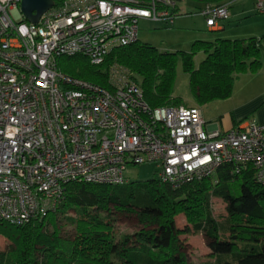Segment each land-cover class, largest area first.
Segmentation results:
<instances>
[{
  "label": "built area",
  "instance_id": "1",
  "mask_svg": "<svg viewBox=\"0 0 264 264\" xmlns=\"http://www.w3.org/2000/svg\"><path fill=\"white\" fill-rule=\"evenodd\" d=\"M21 0H0V222L23 225L63 201L71 182L122 185L129 165L155 163L172 188L228 165L252 166L264 184V124L209 131L198 105L151 106L133 73L117 63L108 87L62 72L61 57L99 66L138 40L141 20L173 25L176 0H60L30 23ZM264 13V0H254ZM199 14L212 30L227 3Z\"/></svg>",
  "mask_w": 264,
  "mask_h": 264
},
{
  "label": "trees",
  "instance_id": "2",
  "mask_svg": "<svg viewBox=\"0 0 264 264\" xmlns=\"http://www.w3.org/2000/svg\"><path fill=\"white\" fill-rule=\"evenodd\" d=\"M56 4L60 0H53ZM184 0H176L177 7ZM199 4L224 0H188ZM259 38L195 40L189 51H159L149 43L113 48L103 63L94 66L81 55L61 57L58 68L71 77L109 86L107 69L117 63L133 73L147 103L186 105L173 94L180 60L196 104L230 97L234 80L260 69ZM204 58L194 65V56ZM224 204L218 220L211 199ZM134 214L131 232L115 229V213ZM183 213L186 224L175 218ZM65 226L70 233L65 235ZM202 233L210 260L202 264H264V184L255 180L252 166L220 168L214 176L179 188L156 179L122 185L71 182L63 201L45 216L23 225L0 222V234L9 244L0 250V264H190L181 234Z\"/></svg>",
  "mask_w": 264,
  "mask_h": 264
},
{
  "label": "rangeland",
  "instance_id": "3",
  "mask_svg": "<svg viewBox=\"0 0 264 264\" xmlns=\"http://www.w3.org/2000/svg\"><path fill=\"white\" fill-rule=\"evenodd\" d=\"M199 4L184 0L178 5L180 17L173 25H161L156 22L141 20L139 22L138 40L149 43L159 51H189L195 40L213 41L217 38H259L264 35V13L254 9L253 0H233L229 6L230 16L224 22L223 30L210 31L205 26V20L199 14ZM260 69L257 72L244 73L264 78V48L260 50ZM204 58L203 52L194 56V65L197 66ZM264 90V80H234L230 97L221 100L198 104L206 121H216L222 126L231 109L250 94ZM173 94L182 98L186 105L196 104L188 86V76L182 69L181 61L177 62L176 77ZM242 104V103H241ZM258 121L255 111L245 115L241 122ZM158 168L155 163L129 165L124 171L128 182H145L157 176ZM213 215L222 220L225 217L224 204L218 198L211 199ZM115 229L119 232H131L137 225L134 214L115 213ZM176 226L180 229L187 223L183 213L175 218ZM70 227L65 226L64 234L70 233ZM180 239L185 246L190 264H202L208 257L205 239L202 233L181 234ZM9 244L7 238L0 234V250H5Z\"/></svg>",
  "mask_w": 264,
  "mask_h": 264
},
{
  "label": "crops",
  "instance_id": "4",
  "mask_svg": "<svg viewBox=\"0 0 264 264\" xmlns=\"http://www.w3.org/2000/svg\"><path fill=\"white\" fill-rule=\"evenodd\" d=\"M232 1L233 0H224L223 1V2L227 3V5H228L229 16L231 14L230 11H229V6H230ZM253 5H254V0H253ZM176 14L177 15H176V18L174 20V23L180 17V14L178 12V7H177ZM228 19H229V17L226 20H228ZM225 21H222L221 22V27L216 29V30H223L224 26H225V24H224ZM207 29L210 30V31L212 30L209 27H207ZM216 30H212V31H216ZM235 80H264V78H262V77L259 78L256 75L242 73V74H239L235 78ZM193 105H198V104H193ZM253 111H255L257 113V116H258V121L257 122L260 123V124H264V90H258L256 92L250 94L247 98H244L236 106H234L231 109V111L228 113V115L225 117L226 118V122H225V124L223 126L220 123L216 122V121H206L204 119V114H203V112L201 110L203 119L206 122L205 128H206V130H209V131H212V130H215V129H217L219 131H225V130L234 128V127H236V126H238L240 124V122L242 121V119H243V117L245 115H247V114H249L250 112H253ZM207 251L209 252L208 248H207Z\"/></svg>",
  "mask_w": 264,
  "mask_h": 264
},
{
  "label": "water",
  "instance_id": "5",
  "mask_svg": "<svg viewBox=\"0 0 264 264\" xmlns=\"http://www.w3.org/2000/svg\"><path fill=\"white\" fill-rule=\"evenodd\" d=\"M53 4V0H21L20 8L28 22L37 23L41 14L51 8Z\"/></svg>",
  "mask_w": 264,
  "mask_h": 264
}]
</instances>
